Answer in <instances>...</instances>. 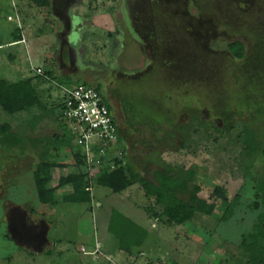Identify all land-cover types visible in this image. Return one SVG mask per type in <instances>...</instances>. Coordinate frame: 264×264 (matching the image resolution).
Wrapping results in <instances>:
<instances>
[{
    "label": "rangeland",
    "instance_id": "374dc122",
    "mask_svg": "<svg viewBox=\"0 0 264 264\" xmlns=\"http://www.w3.org/2000/svg\"><path fill=\"white\" fill-rule=\"evenodd\" d=\"M20 2L0 0V43L21 32L27 41L19 45L20 58L13 47L0 50V79L32 78L45 111L10 116L0 109V122L21 140L0 145V264H245L241 236L264 211L254 181L264 180V0H182L172 16L166 12L168 20L153 21L152 42L149 31L141 33L145 47L126 35L116 63L110 46L117 0L86 1L82 13L91 28L82 62L62 46L56 52L61 38L50 15L32 8L27 20L20 18ZM233 41L244 46L240 60L227 49ZM84 83L112 100L119 126L115 157L139 178L166 168L184 177L192 172L190 190L199 188L197 196L207 202L219 188L225 199L211 215L195 212L181 225L157 221L152 214L162 209L139 184L119 194L93 186L91 204L39 203L32 178L38 162L65 164L55 176L74 171L71 149L53 136L64 134L74 144L78 132L53 107L62 103L63 87ZM245 129L253 148L243 143ZM65 193L69 188L57 195ZM112 209L147 231L131 254L107 232Z\"/></svg>",
    "mask_w": 264,
    "mask_h": 264
},
{
    "label": "trees",
    "instance_id": "16d2710c",
    "mask_svg": "<svg viewBox=\"0 0 264 264\" xmlns=\"http://www.w3.org/2000/svg\"><path fill=\"white\" fill-rule=\"evenodd\" d=\"M33 6L40 9L49 7L48 0H27ZM20 36H15L19 39ZM17 39V40H18ZM15 40V41H17ZM231 56L240 60L244 56V46L239 41H233L227 45ZM49 78H54L53 73L48 74ZM32 78H25L16 82H9L0 79V109L3 113L15 116L28 113L35 107H43L39 94L33 85ZM90 85L88 83H84ZM101 94L99 86L95 87ZM59 109L62 116V103L53 108ZM111 109V108H110ZM45 111V109H41ZM41 115L37 116L39 119ZM59 119V117H56ZM35 119V120H36ZM242 138L245 145L253 148L254 139L251 131L245 129ZM53 139L64 143L71 149L73 172L55 176V170L65 167V164L43 159L38 162L33 171L32 178L35 185L37 199L40 204L50 207L59 204H91V189L93 186L107 188L112 193H122L135 184H139L144 196L153 199L154 204L161 207L159 214L153 213L152 217L158 220L165 219L167 225H181L193 219L195 212L211 215L220 199H225L219 188L214 189L210 194L211 201L197 196L199 188L190 190L192 172L185 177L166 168L153 172L152 179L139 178L133 169L122 163L115 157L114 150L110 151L111 158L105 165L93 172L90 176L84 169V159L80 155V150L74 147L71 141L55 134ZM119 140V139H118ZM118 143V142H117ZM21 144L20 137L11 132V127L7 123L0 122V145L14 147ZM56 178V183L51 186V182ZM255 181V198L264 205V180ZM69 188L70 193H65L61 197L57 195L59 190ZM187 195L188 201L180 198ZM255 208L257 202L252 204ZM107 232L114 237L118 249L131 254L142 245L147 236V231L131 219L124 216L115 209L110 211ZM240 247L245 253V264H264V211L258 214L255 224L251 229L241 236ZM168 264H179L171 262Z\"/></svg>",
    "mask_w": 264,
    "mask_h": 264
},
{
    "label": "built area",
    "instance_id": "2783aa9c",
    "mask_svg": "<svg viewBox=\"0 0 264 264\" xmlns=\"http://www.w3.org/2000/svg\"><path fill=\"white\" fill-rule=\"evenodd\" d=\"M21 42H24L23 40ZM37 75H42L40 68ZM62 118L78 132L73 146L79 148L90 176L111 158L119 139L117 119L104 96L92 85L63 87ZM115 151V150H114Z\"/></svg>",
    "mask_w": 264,
    "mask_h": 264
},
{
    "label": "flooded vegetation",
    "instance_id": "af4514ba",
    "mask_svg": "<svg viewBox=\"0 0 264 264\" xmlns=\"http://www.w3.org/2000/svg\"><path fill=\"white\" fill-rule=\"evenodd\" d=\"M181 1L182 0H117V2H115L112 6L113 9L116 11L112 21L114 27V35L116 37L112 38L113 40L110 46V48L113 49L115 63L120 61V57L117 55L118 53L121 52V48L125 47V42L123 41V39L126 38V35L129 36L130 40H134L142 47H145L144 43L146 39L141 35V33H143L144 35H146V37H148L147 34L149 31L148 38H150L151 37L150 34L153 31L151 27L153 21L156 18L161 19L163 18V16L165 17L166 12H170L171 14L174 10H177V8H175L174 5L178 6ZM75 15L76 17L79 18V21L76 27L73 28L77 34H72V40H74L73 43L77 47L78 50L77 53L79 54L78 60H79V58L82 55L80 51V47H81L80 44L82 42V37L84 36V33L89 28V24L86 20H84L85 19L84 16H80L76 13H71L67 24L68 35L71 28L70 22L74 18L73 16ZM111 15L113 14L111 13ZM166 20H168V17L166 18ZM145 31L147 32V34H145ZM137 38L142 39L143 41H139L137 40ZM152 40L153 38H150L151 42ZM150 45L151 47H153L152 43H150ZM73 58H76L75 54H73ZM80 60L82 62V57L80 58ZM107 99H110V97L108 96ZM107 99H105L106 102L108 101ZM107 103L109 104L110 108H112V104L109 102ZM114 106L117 111V107L115 104Z\"/></svg>",
    "mask_w": 264,
    "mask_h": 264
},
{
    "label": "crops",
    "instance_id": "0c3cea01",
    "mask_svg": "<svg viewBox=\"0 0 264 264\" xmlns=\"http://www.w3.org/2000/svg\"><path fill=\"white\" fill-rule=\"evenodd\" d=\"M21 1H23V2H20L19 4H17L18 5V8H17L18 9V15L20 16V18H24L25 17L24 13L27 14V12H30V10H32V8H34L36 10L38 9L37 10L38 13H43V14L47 13V15H50V19H47V20L53 22V23L49 22V24H51V25L53 24L56 27L55 28V30L57 32L56 34L57 35L59 34L58 38H61V39L57 38L58 39V45H57V43H56V45L58 46L57 48H59V49L57 50V48H56V52L61 51L60 47L62 46V52L64 51L67 54L69 53V55L76 54L75 52H77L78 50H77V47L75 46V44L73 43L74 40L67 38L68 27H67V29H65L64 28L65 26H63L64 23H62V22L66 21L67 22L66 25H67L68 21H69L70 14L71 13L78 14V12H79L78 15L84 16L85 17L84 20H86L88 22V24H90L88 19L86 18V16L82 13V11H85L84 10L85 4H86V1H88V0H48L49 1V7L44 9V11H42V12L39 10L40 9L39 7L33 6L32 3H30L29 1H27V0H21ZM56 11H57V13L60 14L57 17L54 15V12H56ZM63 12H64V15H66V12H70L69 17L67 19L63 15ZM63 16L65 18H63ZM110 16H112V15L110 14ZM9 17H11V16H9ZM60 18H62L63 20H61ZM24 19L27 20L26 18H24ZM22 22H25V21L22 20ZM23 25H24V23H23ZM90 26L91 25H89L88 30L84 33V36L82 37V42L80 44L81 45V47H80L81 53L84 52V50H85L84 39H85L86 34L90 32V28H91ZM14 28H15V25L12 26V30ZM62 33H66L64 37H62ZM10 38L11 39H9L8 41H5L4 43H0V50L5 48V47H13L14 49H16L18 51V53H20L19 54L20 56L18 57V58H20L22 56V53H21L22 49L19 47V45L22 44V45L26 46V44H27V41L23 37V32H21L19 39L17 38L18 40L15 39V36H13V35H11ZM15 40H17V41H15ZM22 40L24 42H21ZM7 42H8V44H7ZM3 45H5V46H3ZM23 78H26V77H23Z\"/></svg>",
    "mask_w": 264,
    "mask_h": 264
},
{
    "label": "water",
    "instance_id": "95a60500",
    "mask_svg": "<svg viewBox=\"0 0 264 264\" xmlns=\"http://www.w3.org/2000/svg\"><path fill=\"white\" fill-rule=\"evenodd\" d=\"M74 18L71 20L70 24H71V28H70V32L69 35H67L68 39H72V34H77L76 31L73 29L76 27V24L79 21V18L75 16H73ZM71 33V34H70Z\"/></svg>",
    "mask_w": 264,
    "mask_h": 264
}]
</instances>
